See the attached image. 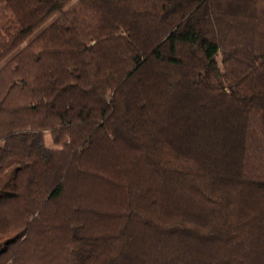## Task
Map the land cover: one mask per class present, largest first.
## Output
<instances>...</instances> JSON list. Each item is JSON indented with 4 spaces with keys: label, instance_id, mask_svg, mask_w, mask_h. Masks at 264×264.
I'll list each match as a JSON object with an SVG mask.
<instances>
[{
    "label": "trees",
    "instance_id": "trees-1",
    "mask_svg": "<svg viewBox=\"0 0 264 264\" xmlns=\"http://www.w3.org/2000/svg\"><path fill=\"white\" fill-rule=\"evenodd\" d=\"M0 264H264V0H0Z\"/></svg>",
    "mask_w": 264,
    "mask_h": 264
},
{
    "label": "rangeland",
    "instance_id": "rangeland-1",
    "mask_svg": "<svg viewBox=\"0 0 264 264\" xmlns=\"http://www.w3.org/2000/svg\"><path fill=\"white\" fill-rule=\"evenodd\" d=\"M220 59V57L218 56V60ZM44 139H45V143L46 145L50 146V147H54V144L52 142V138H51V134L49 131H46L44 133Z\"/></svg>",
    "mask_w": 264,
    "mask_h": 264
}]
</instances>
